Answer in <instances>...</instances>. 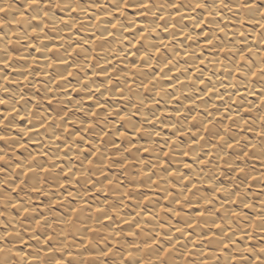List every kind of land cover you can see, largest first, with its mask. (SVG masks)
<instances>
[{"label": "bare ground", "instance_id": "6f19581e", "mask_svg": "<svg viewBox=\"0 0 264 264\" xmlns=\"http://www.w3.org/2000/svg\"><path fill=\"white\" fill-rule=\"evenodd\" d=\"M60 2L34 9L26 0H0L9 8L0 13V60L9 62L0 64V119L14 125L0 129L8 136L0 141V226L19 233L7 241L19 251L12 260L127 264L131 251L161 264L154 249L168 247L170 236L166 264H249L250 253L247 261L234 258L238 248L264 246V232L249 227L264 212V137L256 135L264 131V76L249 73L264 67V0H244L247 8L231 0L232 11L215 18L194 10L196 0L122 11L117 0ZM204 32L219 39L205 47ZM216 133L239 143L225 149ZM249 144L258 147L243 157ZM188 222L197 226L175 231ZM204 235L212 241L198 239Z\"/></svg>", "mask_w": 264, "mask_h": 264}, {"label": "snow or ice", "instance_id": "6c2138e0", "mask_svg": "<svg viewBox=\"0 0 264 264\" xmlns=\"http://www.w3.org/2000/svg\"><path fill=\"white\" fill-rule=\"evenodd\" d=\"M239 2V6L240 7H249L248 4L244 3V0H238ZM3 3L5 5H7L8 0H3ZM27 6L34 8V9H39L43 3V0H26ZM48 3H51V0H48ZM231 4V0H196V3L194 4V10L195 9H201V10H206L207 11V16L208 17H212L215 18L216 16H219L221 14V11H223L224 9H227L229 11H232V8L230 6ZM48 5L46 3H44V7H47ZM55 7H61V2L60 0H56V3L54 4ZM79 6V5H77ZM155 5L152 3V0H117V5H116V9L118 11H122L123 9H127V8H137V9H144L147 10L150 7H154ZM63 7L70 9L71 12H75L77 10L76 7H72L70 4H64ZM162 7V5H161ZM170 7L172 8H179L180 5L177 3H170ZM9 11V8L6 6H0V13H7ZM21 18L23 17V12L20 13ZM32 19H36V17H32ZM160 19H163V17H160ZM206 21H200V24L205 23ZM258 23V22H257ZM200 24H198L197 26L199 27ZM3 25L0 24V28H2ZM113 28L116 27L115 24L112 25ZM261 27H264V25H261ZM217 29L220 32H223L224 29L220 28L219 24H217ZM167 27H165L164 31H167ZM33 34H37L36 33V29L33 28ZM7 35V34H5ZM205 40H204V44L205 47L213 45V41L216 39H219V37L216 36L215 33H213L211 36H209V33L204 32L203 33ZM240 36L243 37L244 33L241 32ZM186 39H192L191 36H188L187 34H185ZM4 36H0V40H4ZM97 39H99V37H97ZM160 44L163 46H167L165 44V41L161 40ZM222 51H229V49L227 47H222L221 49ZM249 52L252 51V48L248 49ZM160 49L157 48L156 49V54H159ZM245 57L243 54L240 55V59L243 60ZM168 63H171V61H168ZM201 63H203V60H201ZM0 64H2L4 66V68H8L9 67V62L7 59H2L0 60ZM249 73L251 76L255 77L257 74L264 76V67L261 68H257L255 70L249 69ZM68 75H71V73H69ZM5 80L8 79V77L5 75L4 77ZM61 79H66V77H61ZM200 83L203 84L204 81L200 80ZM144 87H147V85H143ZM4 91H7V89L5 88ZM209 92L214 91L213 89H209ZM174 99H179L178 97H173ZM21 99H23V97H21ZM49 104L52 103L51 100L48 101ZM6 101L3 99H0V104H5ZM143 103V102H142ZM251 109L249 108H245L244 111L248 112ZM13 112L17 111L15 108L12 109ZM11 115V113H9ZM93 116L96 115V113H92ZM4 119H7V117H5ZM4 119H0V129H4V128H11L14 125L12 124L11 121H9V123L7 125L4 124ZM21 119H23V117H21ZM121 120L125 119V117L121 116L120 117ZM193 120L196 119L195 116L192 117ZM40 127H45L43 120L41 121ZM89 127H91V125H89ZM262 128H264V124H262ZM204 131H208L209 129L207 128V126H205L203 128ZM29 131H31V129H29ZM137 132L141 131L140 128L136 129ZM157 136L160 134L159 132L155 133ZM107 135V133H102L101 134V138H103V136ZM121 135L123 136L124 133H121ZM217 137H218V143H222L225 149H229V148H235L236 144H238L239 142L236 141L235 143L229 142L228 140H225V136L221 135L219 133H216ZM256 135L264 137V131H260L257 132ZM8 139V136L6 134H0V141H5ZM57 139H59V137H57ZM200 139H203V137L201 136ZM196 141H193V143H195ZM215 146V145H214ZM257 144H249L245 146V150H243V157H247L249 155V150H256L257 149ZM145 151H148V149H145ZM259 153L264 156V139L261 140L260 144H259ZM165 155H167V153H165ZM185 156H188L189 153L185 152L184 153ZM35 159V158H33ZM5 160V155H0V161H4ZM199 163H204L203 160H199ZM88 164L91 165L92 161L88 160ZM17 167H20V165L18 164ZM53 167H55V165H53ZM184 167H190L188 164H185ZM229 167H232L231 165ZM238 167V166H237ZM31 170V169H29ZM40 170L47 173L50 171V169L48 167H44V166H40ZM233 171L236 170V168H232ZM0 171H3L2 168H0ZM240 172H243L244 169L243 168H239ZM65 175H67L65 173ZM173 175H175V173H173ZM107 179V177H106ZM113 183L112 180H108V184L111 185ZM63 186V185H61ZM31 191L33 192H41V188L37 187V186H33L31 188ZM214 191L216 192H221V191H225V189L223 187H217L216 189H214ZM46 194V193H45ZM69 195H71V193H69ZM176 203H179V201H176ZM205 205H209L212 203L211 200H205L204 201ZM12 207H17V205H11ZM244 207H250V205L245 204ZM214 211H219L218 209H213ZM23 211L25 213L28 212L27 208H23ZM73 211H76L75 209ZM97 211H102V209H97ZM178 214V213H177ZM233 216H238L239 213L233 211L231 213ZM4 213L0 212V216H3ZM198 216L203 217L204 213L203 212H198L197 213ZM67 222H71V217L68 218ZM37 226L40 225V221L37 220L36 221ZM197 225L188 222L185 224V226L183 228H176L175 231L181 233L182 235L185 234V228L188 229H192L195 228ZM213 227L220 229L221 225L218 223L213 222ZM249 227L253 228L254 230H258L260 232H264V212H261L256 218L255 221L253 223H251L249 225ZM9 229H12L11 231ZM92 231H95V229H92ZM0 232H3V235H0V264H19V262H14L12 260V257L14 255H19V251L17 252H13V249L10 247H7V241L8 238L11 237L13 234L15 235H19L18 232H14V226L10 223H6L2 226H0ZM129 235H134V233H129ZM157 235H159V233H157ZM245 235H247V233H245ZM37 240H39V237H35ZM53 239L52 236H47L45 239V243L50 242ZM199 240H205L207 239L209 242L212 241L213 237L212 236H208V235H204V236H200L198 237ZM168 241H169V246L168 247H164V246H158L154 249V255L156 257V259L158 261L161 262V264H166V260L165 258L169 256V254L172 252L173 248L175 247V243L172 242V238L169 236L168 237ZM153 243H158L155 238H153ZM176 243H179V238H177ZM231 243L235 244V241H231ZM147 247L151 248L152 245L148 244L146 245ZM133 247L138 248V245H133ZM222 247L227 249L229 247L228 243H223ZM237 251H239L241 253V256L239 257H235L234 259H236L237 261L239 260H244L247 261L248 257L244 256L243 253H250L252 256L251 261L249 262V264H264V246L260 247L259 249H256L255 247L253 248H238ZM111 252V249H108L107 251H103L100 253V255L102 256H107L109 255V253ZM127 264H145V262L142 259H139L136 254L134 252L129 251L127 253ZM51 264H62L61 260L58 259H54ZM121 264H125V261L122 260ZM149 264H151V262H149ZM205 264H207V262H205Z\"/></svg>", "mask_w": 264, "mask_h": 264}]
</instances>
